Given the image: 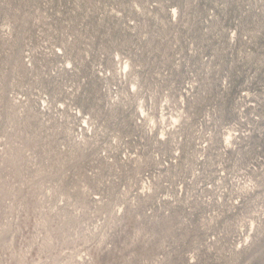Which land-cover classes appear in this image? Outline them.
<instances>
[{"label": "rangeland", "instance_id": "obj_1", "mask_svg": "<svg viewBox=\"0 0 264 264\" xmlns=\"http://www.w3.org/2000/svg\"><path fill=\"white\" fill-rule=\"evenodd\" d=\"M0 264H264V0H0Z\"/></svg>", "mask_w": 264, "mask_h": 264}, {"label": "bare ground", "instance_id": "obj_2", "mask_svg": "<svg viewBox=\"0 0 264 264\" xmlns=\"http://www.w3.org/2000/svg\"><path fill=\"white\" fill-rule=\"evenodd\" d=\"M143 112H145V110H143ZM143 112H142V113H143ZM163 132H164V131H163ZM229 134H230V133H229Z\"/></svg>", "mask_w": 264, "mask_h": 264}]
</instances>
